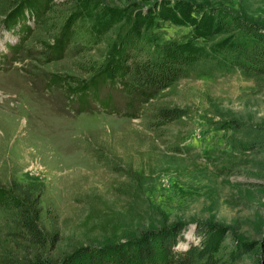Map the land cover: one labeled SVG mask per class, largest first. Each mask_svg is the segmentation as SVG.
<instances>
[{
	"label": "rangeland",
	"instance_id": "rangeland-1",
	"mask_svg": "<svg viewBox=\"0 0 264 264\" xmlns=\"http://www.w3.org/2000/svg\"><path fill=\"white\" fill-rule=\"evenodd\" d=\"M29 1L0 0V43L8 44L0 46V195L42 189L39 226L62 238L48 257L137 226L179 227L178 242L189 248L210 224L224 237L221 264H264V75L193 74L130 107L117 80H94L126 31L127 9L157 24L144 37L178 44L195 36L204 12H215L232 26L214 37L217 45L264 36V0H53L40 19L26 18L30 29L7 30L2 23ZM165 4L175 21L157 13ZM80 8L114 23L97 38L78 21L60 49L62 28ZM158 109L184 116L159 125ZM11 226L0 208V256L22 264Z\"/></svg>",
	"mask_w": 264,
	"mask_h": 264
},
{
	"label": "trees",
	"instance_id": "trees-1",
	"mask_svg": "<svg viewBox=\"0 0 264 264\" xmlns=\"http://www.w3.org/2000/svg\"><path fill=\"white\" fill-rule=\"evenodd\" d=\"M18 1L9 0V3L14 5ZM51 5H56L53 0H30L28 5L13 11L2 24L13 32L15 28L20 31L24 26L30 29L23 23L26 18L36 19L37 16L40 19L46 7ZM165 6L167 7L157 10V13L162 11V19L175 21V12L170 10L169 4ZM137 13L132 8L124 12L122 27H126V31L117 36L110 58L102 64L103 69L94 77L95 83L102 84H113L117 80L116 83L124 90L129 107L147 103L156 92L193 74L239 72L248 78L264 75V36L255 34L251 39H234L215 45L212 43L214 37L230 35L232 27L230 22H226L215 12L202 14L194 27L197 31L195 36L185 44L160 43L151 35L144 37L157 24L145 16L138 18ZM78 21L89 23L91 34L97 38L104 36L114 23L110 14L100 12L99 9H77L62 28L60 49L65 47L72 36V27ZM237 22L232 20L231 24ZM199 38L207 39L205 44L199 45ZM7 45L0 43L5 50ZM144 53L145 58L138 60L139 55L143 56ZM183 116L184 112L179 109H158L154 119L160 122L159 125H166ZM25 187V191L17 190L19 197L0 195V208L12 221L9 237L22 252V264H221L216 252L224 237L219 227L210 224L200 225L199 243L191 245L184 252L173 250V246L181 238L179 227L148 229L137 226L118 240L106 239L100 245L93 244L90 240L87 244L74 241V244L70 243L67 248H62L63 251L60 250L57 252L58 256L51 259L48 251L55 250V245L61 243L62 238L54 227L47 232L39 226L40 210L37 209V204L42 189L34 185ZM0 263L21 264L10 259L7 254L0 256Z\"/></svg>",
	"mask_w": 264,
	"mask_h": 264
},
{
	"label": "clouds",
	"instance_id": "clouds-1",
	"mask_svg": "<svg viewBox=\"0 0 264 264\" xmlns=\"http://www.w3.org/2000/svg\"><path fill=\"white\" fill-rule=\"evenodd\" d=\"M182 249L183 251L188 250V246L186 244H182L181 242H178L176 245L173 246V250Z\"/></svg>",
	"mask_w": 264,
	"mask_h": 264
},
{
	"label": "bare ground",
	"instance_id": "bare-ground-1",
	"mask_svg": "<svg viewBox=\"0 0 264 264\" xmlns=\"http://www.w3.org/2000/svg\"><path fill=\"white\" fill-rule=\"evenodd\" d=\"M4 51H5V50H4ZM4 51H3V52H4Z\"/></svg>",
	"mask_w": 264,
	"mask_h": 264
}]
</instances>
